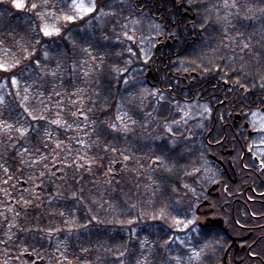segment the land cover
Returning a JSON list of instances; mask_svg holds the SVG:
<instances>
[{"label": "trees", "instance_id": "1", "mask_svg": "<svg viewBox=\"0 0 264 264\" xmlns=\"http://www.w3.org/2000/svg\"><path fill=\"white\" fill-rule=\"evenodd\" d=\"M95 1L69 22L70 0H24L23 9L0 0V200L10 207L0 211V264H23L22 252L48 264L185 259L171 237L204 179L196 172L208 161L212 115L156 102L144 72L157 66V36L182 17L178 5L195 15L183 29L196 42L168 70L220 77L241 100L264 95V0ZM133 84L140 105L128 96Z\"/></svg>", "mask_w": 264, "mask_h": 264}, {"label": "flooded vegetation", "instance_id": "2", "mask_svg": "<svg viewBox=\"0 0 264 264\" xmlns=\"http://www.w3.org/2000/svg\"><path fill=\"white\" fill-rule=\"evenodd\" d=\"M179 10L182 17L155 41L158 45L162 37L154 50L159 54L157 66L167 73L157 66L144 72L156 102L168 99L181 107L197 103L199 116L212 115L205 139L208 161L196 172L204 179L194 181L191 188L196 196L187 233L195 257L187 264H264V133L254 118L257 112L264 115V95L259 99L244 94L241 100L240 89L220 77L204 82L192 72L168 70L195 41L183 29L190 26L189 16Z\"/></svg>", "mask_w": 264, "mask_h": 264}, {"label": "rangeland", "instance_id": "3", "mask_svg": "<svg viewBox=\"0 0 264 264\" xmlns=\"http://www.w3.org/2000/svg\"><path fill=\"white\" fill-rule=\"evenodd\" d=\"M79 2V0H78ZM83 2L87 5V4H91V3H95L96 8H97V4L95 0H83ZM93 13V12H92ZM91 13V14H92ZM72 14L73 11H72ZM90 15V14H87ZM86 15V16H87ZM84 16V15H83ZM156 43L155 41L153 42L152 46H151V50H154ZM144 52L148 54V50H145L144 48ZM132 85V84H131ZM137 85V84H136ZM137 86L135 87V85L133 84V86L131 87V89L128 90V96L132 99L131 102L134 103L136 102L137 105H140L138 97H141L143 95V92H137ZM6 90H5V84L0 83V102H3L4 97L6 95ZM256 121L259 123V125L262 127V129L264 130V115L261 114L260 112H257L255 114ZM119 120H120V125L123 129H128L133 123H130V119H129V114H127V112L125 110H122L119 116ZM21 194V193H20ZM8 208L10 209V207L3 202V200H0V211H7ZM12 212V211H11ZM191 226V222L188 221V219L184 220L183 223H181V225L179 226V232L177 235L171 237L172 241H173V246H184L186 248L187 251V256H185V259H181V257H179L178 259H176V261L179 262V264H182L183 260H188L191 258L195 257V245L193 243V240L191 238V234L187 233V229ZM24 252L21 253L22 258L21 261L23 264H32L29 261H27L23 256H24ZM189 255V256H188ZM8 264H17V263H11L8 262Z\"/></svg>", "mask_w": 264, "mask_h": 264}, {"label": "snow or ice", "instance_id": "4", "mask_svg": "<svg viewBox=\"0 0 264 264\" xmlns=\"http://www.w3.org/2000/svg\"><path fill=\"white\" fill-rule=\"evenodd\" d=\"M70 6L74 14H67L64 18L65 20L69 22H74L77 18H83V15L91 14L92 12L96 11V5L95 3L91 4H85L83 0H70ZM13 7L16 9H23L26 7L24 0H13ZM33 9L37 7L35 3L31 5ZM44 36L52 37V36H59L60 35V28L52 27L49 29L48 27H45L42 29ZM247 47V46H245ZM45 56H47V53H45ZM7 71V69H4ZM15 83V81H13ZM21 135H24L23 132H21Z\"/></svg>", "mask_w": 264, "mask_h": 264}, {"label": "water", "instance_id": "5", "mask_svg": "<svg viewBox=\"0 0 264 264\" xmlns=\"http://www.w3.org/2000/svg\"><path fill=\"white\" fill-rule=\"evenodd\" d=\"M179 7H181V6L179 5ZM187 9H189V8H187ZM184 15L185 16H189L190 14L188 12H186ZM190 18L192 20H194L195 19V15L190 16ZM161 40H162V38H159V40H158V47L161 45L160 44L161 43ZM56 169H58V167H56ZM23 185H24V183H23ZM25 258L28 261H33V264H46V261L45 260H43V259H35V257L32 256V255H30V254H25Z\"/></svg>", "mask_w": 264, "mask_h": 264}]
</instances>
